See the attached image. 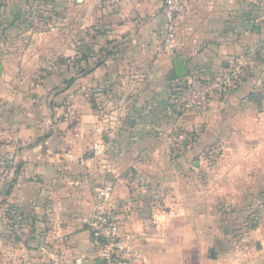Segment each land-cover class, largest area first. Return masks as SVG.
<instances>
[{
    "label": "crops",
    "instance_id": "0c3cea01",
    "mask_svg": "<svg viewBox=\"0 0 264 264\" xmlns=\"http://www.w3.org/2000/svg\"><path fill=\"white\" fill-rule=\"evenodd\" d=\"M45 1L76 16L75 23L66 25L82 30L81 44L92 41L89 29H96V47L111 48L105 64L81 79L86 91L130 90L145 98L136 95L122 104L115 100L120 110L107 122L82 102L81 115L58 123L54 116L62 97L54 89L69 70L54 66L46 73L36 71L45 74L44 80L14 82L12 76L33 71L14 66V60L24 56L20 59L8 48V26L3 24L8 7L2 11L6 21L0 29V167L7 162L12 189L0 198V264H61L85 255L91 264L87 220L104 183L115 187L116 200L125 208L126 229L138 237L149 263L220 264L210 238L216 231L197 225L209 217L208 204L239 193L245 202L256 197L264 203V30L258 21L233 17L248 4L183 0L188 14L179 20L169 46L161 0ZM40 39L54 49L64 38ZM175 59L185 62L187 77H215L233 65L245 69L247 76L226 102L214 97L207 115L186 119L182 127L194 141L170 154L165 140L177 122L168 98L187 77L177 78V85L168 83L165 91H158V85L168 68L172 80ZM164 100L166 109H161ZM147 109L156 115L151 121ZM108 126L115 129L111 134ZM96 146L105 157L81 169L79 158ZM202 172L207 173L205 179ZM211 251L215 258L208 256ZM247 264H264V244Z\"/></svg>",
    "mask_w": 264,
    "mask_h": 264
},
{
    "label": "rangeland",
    "instance_id": "374dc122",
    "mask_svg": "<svg viewBox=\"0 0 264 264\" xmlns=\"http://www.w3.org/2000/svg\"><path fill=\"white\" fill-rule=\"evenodd\" d=\"M245 3L248 4V7L238 11L233 17L241 19V21L242 19L255 23L258 21L260 24L259 29L264 30V0H245ZM6 8L9 12L8 21L5 18L2 19L0 15V29L1 22L6 21L3 24L4 26L7 24L8 34L5 35V30L3 35H5V41L9 45L8 48L11 54L22 56L20 59H23L24 56V60L16 58L13 64L15 67H24L33 71L27 76H12L14 82L21 78L25 79L27 84L34 83L36 80H44L45 74L39 75L36 71L46 73L54 66L60 68V70L63 68L64 71L69 70L68 74H63L61 84L54 89L59 95L58 98L62 97L59 104H55L56 107L58 106L61 109L58 115L54 116L58 123L70 118V116L78 117V115H81L82 102H88L90 112L97 117L100 116L101 120L107 122L111 119L113 112L120 110L115 107L117 102L122 104L140 94L145 98L142 95L144 93H135L130 90L115 92L111 88H104L99 92H95L92 90L86 91L83 88L81 79L93 74L97 68L104 65L107 56L109 53L112 54V51L111 48L108 49L105 46L99 49L93 43L95 34L97 35L98 32L96 29H89L92 41L81 44L79 34L82 30H70V27L66 25V22H76V16L70 11L57 9L45 0H0V14ZM33 14H37L39 18L37 23L32 21ZM17 23L22 27L17 28L15 25ZM255 29H257V26ZM67 30H70L69 34H66ZM49 35L60 36L64 39L53 49V44H47V39L39 40V38ZM37 41L41 44H38ZM70 41L73 43L69 44ZM40 48H46V50L42 52L39 50ZM67 53H71V55L64 57L63 55ZM171 73V68L165 71L162 82L158 85V91L159 89L160 92L162 89L165 91L168 83L176 82L177 85L178 82H181L180 79L171 80L169 78ZM72 86L73 91L69 92ZM47 99H49V96H47ZM115 100L116 103H114ZM161 103L163 105L161 109H166L167 101L164 100ZM147 110L146 117L151 121L154 119L153 116L156 115L152 109ZM122 126L123 128L127 127L126 123ZM114 130L110 126H108V129L106 128V131L110 134ZM185 140L188 141L187 138ZM186 141L177 138V135L170 130L165 140L168 152L170 154L182 152L192 144V141ZM119 145L120 148L124 147L122 143ZM116 146L118 147L114 143L113 149L116 150ZM105 148L108 149L107 145ZM96 149L97 146L91 147L87 151ZM219 153L220 151H218ZM218 158L216 157L214 160ZM200 175L201 179L207 177L206 172H202ZM204 208H206V205L202 207V210ZM206 211H209V217L197 225L216 231V234L210 237L213 242L211 246L216 255L215 260H218L220 264H247L250 260H253L257 255V247L264 244V203H259L256 197L254 201L245 202L239 193V196L234 198L218 197L216 202L208 204ZM210 254H208L209 257Z\"/></svg>",
    "mask_w": 264,
    "mask_h": 264
},
{
    "label": "built area",
    "instance_id": "2783aa9c",
    "mask_svg": "<svg viewBox=\"0 0 264 264\" xmlns=\"http://www.w3.org/2000/svg\"><path fill=\"white\" fill-rule=\"evenodd\" d=\"M160 12L166 19V42L172 46L177 32L178 22L186 17L188 9L183 0H161ZM32 21L39 18L33 14ZM245 69L233 65L215 77L194 74L186 82L172 89L168 98V107L175 117L177 125L172 133L180 140H194V135L186 133L182 124L192 115H207L211 100L218 97L226 102L244 81ZM105 157L103 150L85 152L78 160L81 169L87 167L88 161ZM11 187L8 164L0 167V198ZM87 225L91 234V264H151L142 253L138 237L125 226V208L116 200L115 187L104 183L96 192L95 205L88 217ZM89 257L83 256L75 262L61 264H89Z\"/></svg>",
    "mask_w": 264,
    "mask_h": 264
},
{
    "label": "water",
    "instance_id": "95a60500",
    "mask_svg": "<svg viewBox=\"0 0 264 264\" xmlns=\"http://www.w3.org/2000/svg\"><path fill=\"white\" fill-rule=\"evenodd\" d=\"M174 68H175L174 75L177 78H184V77H187L189 75V71L187 69V66H186L185 62L182 59H175L174 60ZM1 71H2V65L0 63V74H1ZM258 98L259 97L256 96V99H258ZM133 124H134L133 119H129L128 120V125L133 126ZM211 257L215 258V255H214L213 251H211Z\"/></svg>",
    "mask_w": 264,
    "mask_h": 264
},
{
    "label": "trees",
    "instance_id": "16d2710c",
    "mask_svg": "<svg viewBox=\"0 0 264 264\" xmlns=\"http://www.w3.org/2000/svg\"><path fill=\"white\" fill-rule=\"evenodd\" d=\"M109 55H111V53H109ZM244 76H245V77L247 76L246 71H245ZM245 77H244V80H245ZM171 78H172V79H177V77H176L175 75H174V76L172 75ZM172 89H173V88H172ZM193 141H194V140H193ZM193 141L191 142V141H189V139H188V141H186V142H191V143H193ZM11 189H12V187H10V188L7 190V194H10Z\"/></svg>",
    "mask_w": 264,
    "mask_h": 264
}]
</instances>
